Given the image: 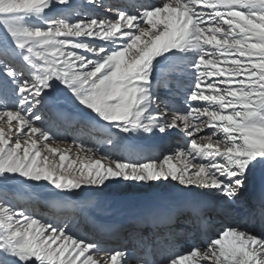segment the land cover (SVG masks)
<instances>
[{"label":"snow or ice","instance_id":"snow-or-ice-1","mask_svg":"<svg viewBox=\"0 0 264 264\" xmlns=\"http://www.w3.org/2000/svg\"><path fill=\"white\" fill-rule=\"evenodd\" d=\"M174 79L186 83L188 107L169 118L159 90L171 91ZM55 120L77 128L67 149L53 147L64 142ZM81 130L95 146L77 142ZM174 130L185 146L159 157L136 151L133 141ZM258 169L264 0H154L139 10L98 0H0V264H264V194L259 230L245 221L195 242L211 211L240 203ZM11 181L71 208L86 191L120 182H174L185 195L135 218L131 251H106L71 232L68 218L15 203Z\"/></svg>","mask_w":264,"mask_h":264},{"label":"bare ground","instance_id":"bare-ground-1","mask_svg":"<svg viewBox=\"0 0 264 264\" xmlns=\"http://www.w3.org/2000/svg\"><path fill=\"white\" fill-rule=\"evenodd\" d=\"M107 1L108 4L119 3L122 5H127L132 10H139V6L143 3L153 2L152 0H98V2ZM81 2V0H78ZM135 6L132 8L131 6ZM101 14H103L101 12ZM180 84V88L176 87ZM171 91L167 88H161L159 90V95L162 93V98L168 104V108L164 109L163 105L161 110L168 112V115L172 111L176 110V106H179L180 110L187 109L188 105L185 104V90L186 83L180 82L178 80H173L172 84L169 86ZM68 103V106H66ZM70 102H65L63 107L68 109L69 112L74 111ZM47 116L48 114L45 113ZM55 128L58 130L60 137L64 141L63 143L54 144L53 147H58L60 149H67L69 145L72 144L74 137L77 136V128L67 125L63 121L55 120L53 121ZM99 139V137H95ZM83 140L86 147L95 146L94 138L91 136L87 130H81L79 133V138L77 142ZM139 140V141H138ZM138 140L133 141L136 147V151L142 152L147 155L161 156V154H167L174 151L178 147H183L187 144V138L182 133H177L175 130L170 136L154 135L141 137ZM171 142V143H169ZM170 144V145H169ZM102 150H107L111 148L110 145L100 144L98 145ZM72 158H75V149L72 151ZM67 163V162H66ZM259 184H264V170H257L248 185L240 193V203L235 206L230 212L225 213L221 211L213 210L210 212V217H215L212 221L213 224L218 223L217 227H214L212 223L208 227V235H214L222 227H227L229 225L245 223L241 220L254 219L251 213L252 204L248 202V197L252 188L258 186ZM173 184L161 183L159 185H139L134 182H120L119 184H110L100 190L86 191L81 199L77 202L75 208L58 206L59 201L53 198L40 197L39 199L33 195H24L18 190H12L9 193V198H15L17 204L22 205L27 208L33 209L36 215H42L45 218L51 219L52 217H67L71 223L69 230L78 236L84 237L89 240L97 241L101 246L107 250H115L127 247L131 251L132 245L129 243V236L133 230V221L138 217L146 208L149 207H163L176 203L185 194L180 191L174 193H169ZM169 188V189H168ZM133 189V190H132ZM142 189L143 191H137ZM160 189V190H157ZM177 189V187L172 188ZM131 190L130 192H128ZM136 190V191H134ZM158 191V193H154ZM162 191V192H159ZM245 195V196H244ZM232 213L235 216H231ZM224 214L229 219L221 217ZM255 215L253 224L247 225V227L253 230H259L258 225L259 216ZM129 216L133 217L132 223L127 225L129 221ZM222 221L221 225L219 224ZM113 222L119 225L111 227ZM183 221H181L182 223ZM217 225V224H216ZM207 238V237H206ZM195 242L201 243L202 240L198 239L197 233L195 236ZM182 244V245H181ZM178 245L176 250L185 251L187 247L181 243ZM97 260L100 259L99 255L95 257Z\"/></svg>","mask_w":264,"mask_h":264},{"label":"rangeland","instance_id":"rangeland-1","mask_svg":"<svg viewBox=\"0 0 264 264\" xmlns=\"http://www.w3.org/2000/svg\"><path fill=\"white\" fill-rule=\"evenodd\" d=\"M153 2H154V0H152ZM102 3H104V4H108V2L107 1H104V2H102ZM132 10V9H131ZM103 11L104 10H101V12L103 13ZM160 96H162V93H160ZM185 103V102H184ZM185 104H187V103H185ZM69 105H72V103L70 102V104ZM66 106H68V103H66ZM73 106V105H72ZM167 111V110H166ZM170 114H169V118H170ZM169 143H171V142H169ZM170 145V144H169ZM176 147H180V146H176ZM176 186H172L171 187V189L170 190H165V191H167V192H169V193H174V192H176V191H178L177 189H172V188H175ZM7 188H8V190H9V193L12 191V190H15V191H19L20 193H22V194H24V195H33V194H36V195H38V196H35V197H37L38 199L41 197H46V198H52L53 197V194L50 192V191H48V192H45V191H40L39 192V194H37L34 190H33V188L32 187H30V186H28V185H19L17 182H14V181H11V182H8V185H7ZM169 189V188H168ZM133 190V189H132ZM157 190H160V189H157ZM131 190H129L128 192H130ZM134 191H136V190H134ZM137 191H143V193H144V190H142V189H138ZM159 192H162V191H159ZM154 193H158V191H156V192H154ZM3 194V190H0V195H2ZM10 199H12L15 203H17V201H16V199L13 197V198H10ZM30 211H32V212H35L33 209H31V208H28ZM231 216H235V214L234 213H232V215ZM227 216H224V218H226ZM64 218H67V217H62V219H64ZM227 219H229L228 217H227ZM221 225V224H220Z\"/></svg>","mask_w":264,"mask_h":264}]
</instances>
